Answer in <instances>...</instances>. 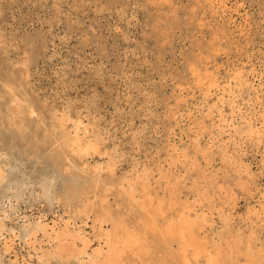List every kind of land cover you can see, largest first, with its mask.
<instances>
[{
  "label": "rangeland",
  "instance_id": "obj_1",
  "mask_svg": "<svg viewBox=\"0 0 264 264\" xmlns=\"http://www.w3.org/2000/svg\"><path fill=\"white\" fill-rule=\"evenodd\" d=\"M0 109V264H144L101 205L264 264V0H0ZM93 166L115 183L68 202Z\"/></svg>",
  "mask_w": 264,
  "mask_h": 264
},
{
  "label": "bare ground",
  "instance_id": "obj_2",
  "mask_svg": "<svg viewBox=\"0 0 264 264\" xmlns=\"http://www.w3.org/2000/svg\"><path fill=\"white\" fill-rule=\"evenodd\" d=\"M8 77V76H7ZM24 78H26L24 76ZM18 85V84H17ZM20 91L22 93H24L22 87L20 86ZM2 96V95H1ZM2 98V97H1ZM1 111V109H0ZM4 115V114H3ZM6 115V114H5ZM19 116V115H18ZM16 117V116H15ZM19 120V119H18ZM6 121V120H5ZM62 123V122H61ZM51 124V123H50ZM11 125H13V122H11ZM2 126V125H1ZM14 127V129H17L19 131L20 136H22L21 134H23V127L21 125H14L12 126ZM64 127V126H63ZM57 128H60L57 126ZM64 131V130H63ZM67 133V132H66ZM68 134V133H67ZM72 134V133H71ZM43 135V134H42ZM67 137V136H66ZM70 137V136H69ZM73 137V136H72ZM40 139V138H39ZM42 139V138H41ZM35 140V139H34ZM68 140H72V142L78 144V140H74V138H69ZM66 140V141H68ZM81 140V138L79 139ZM66 141L64 142V144L66 143ZM69 142V141H68ZM38 144V143H36ZM80 144V143H79ZM40 145V144H39ZM55 145V144H54ZM68 145V144H67ZM71 145V144H70ZM44 146V145H43ZM66 146V145H65ZM81 146V145H79ZM68 147V146H67ZM40 148V147H39ZM43 148V147H42ZM97 150V149H96ZM95 150V151H96ZM85 151V150H84ZM91 152V151H90ZM78 153V152H77ZM76 153V154H77ZM70 154V153H69ZM83 155V154H82ZM70 157V155H68ZM76 156V155H75ZM74 156V157H75ZM80 156V155H79ZM84 156V155H83ZM12 157V156H11ZM82 157V156H80ZM71 158V157H70ZM76 158V157H75ZM92 167V166H91ZM96 167V166H95ZM93 166V168H95ZM92 169V168H91ZM100 170H102V168L100 167H96L94 170L92 171H86L85 172V176L84 177H71L68 180V185H67V189H66V200L68 202H71L73 200H78L81 201V197L83 195H88L90 192L91 193H95V191H97L98 187L101 186L102 184H106V183H115L113 180H109V182H107L105 179H103L100 174ZM3 171V170H2ZM103 173V172H102ZM1 175V174H0ZM29 175V174H28ZM3 177V176H2ZM3 179V178H2ZM122 184V183H121ZM133 187L130 186L128 188V192L127 195L130 197H133ZM15 190V189H14ZM97 193V192H96ZM87 201V202H85ZM89 202V203H88ZM88 203V204H85ZM100 204V203H99ZM96 205V204H95ZM99 206V205H98ZM97 206V207H98ZM102 209L105 211L106 214V218L107 220L111 223L112 226V232L114 236H119L120 232H123L126 235H131V237H133V232L134 233H139V235H142L144 238H146L148 235L151 236V241H149V243L152 246V250L154 254H148L147 256V260L144 264H190L192 263L191 261L186 260L183 262V259H181L182 255L179 253H175L171 247H172V243L174 241L177 240V238L175 237L176 234H179L181 237L179 238L180 240V244H181V248L179 249L180 251L182 250L183 252H185L189 247H192V257L193 259L197 262L199 261V258L201 256H204V259L206 260L205 264H220L217 261V257H213L210 254L207 253V246L205 244V242L203 243V241L201 239H198L194 234L193 231L190 227L191 221H188L187 219L183 220V222H169L166 224H162L159 223V221H157V219H153V220H148V218L146 216H141L139 215L138 217H132V218H124L123 215L120 212H115V211H111V209L109 208H105L104 205H101ZM94 209V204L90 203V199L87 197V200H84V203L82 205V208L80 209V212L84 213V214H88L90 211H92ZM99 209V208H98ZM76 217H73V224L76 223L75 221ZM184 218V217H183ZM181 219V218H180ZM179 219V220H180ZM105 220V219H104ZM31 225H29L26 228H23L22 234H21V238L25 239L30 235V234H34L37 231H43L45 230V226L42 225L39 222H36L35 224L30 223ZM33 224V225H32ZM131 228V230H129V228ZM22 229V228H21ZM198 229V228H197ZM4 231V227L3 224L0 225V235L3 234ZM4 237V236H3ZM135 238V237H134ZM134 238H131L132 240H134ZM136 239V238H135ZM138 240L136 239V242ZM135 242V240H134ZM75 243V242H74ZM138 243V242H137ZM136 243V244H137ZM88 244H86L87 246ZM140 245V244H139ZM141 246V245H140ZM65 247V246H64ZM143 247V245L141 246ZM70 248V247H69ZM68 248V249H69ZM116 249V248H115ZM147 249V248H146ZM65 250V249H64ZM70 250V249H69ZM141 250V249H140ZM145 250V248L143 249V251ZM71 251V256H75V259L77 260L78 264H83V262L79 261V256L84 254V251H79L77 253H75L73 250ZM146 251V250H145ZM181 251V252H182ZM64 252V251H63ZM67 252V251H66ZM83 252V253H82ZM114 252V251H113ZM163 253L164 256L159 257L158 254L159 253ZM69 253V252H68ZM49 254V253H48ZM61 254V252L59 253ZM109 254V253H108ZM113 254V253H112ZM52 255V253H51ZM56 256V255H55ZM66 256V255H65ZM61 257V259L64 261V264H71V262L69 261V257ZM53 257V256H52ZM82 257V256H81ZM184 257V256H183ZM109 256H106V260L103 261H98V260H94L92 262V264H114L113 262L110 261ZM95 259V258H94ZM112 259L115 260V255L112 256ZM43 260V259H42ZM182 260V261H181ZM72 261V260H71ZM73 263V262H72ZM59 264V263H57ZM116 264V261H115ZM121 264V263H119ZM194 264V263H192Z\"/></svg>",
  "mask_w": 264,
  "mask_h": 264
}]
</instances>
